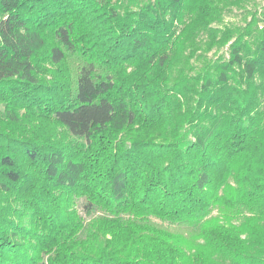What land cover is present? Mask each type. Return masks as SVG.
Returning a JSON list of instances; mask_svg holds the SVG:
<instances>
[{
    "label": "trees",
    "instance_id": "trees-1",
    "mask_svg": "<svg viewBox=\"0 0 264 264\" xmlns=\"http://www.w3.org/2000/svg\"><path fill=\"white\" fill-rule=\"evenodd\" d=\"M127 3L0 0V264H264V10Z\"/></svg>",
    "mask_w": 264,
    "mask_h": 264
},
{
    "label": "rangeland",
    "instance_id": "rangeland-1",
    "mask_svg": "<svg viewBox=\"0 0 264 264\" xmlns=\"http://www.w3.org/2000/svg\"><path fill=\"white\" fill-rule=\"evenodd\" d=\"M149 1L151 0H124L125 3L128 2L127 9H130V10H138L146 2H149ZM213 1L216 3V5L223 7L222 22L219 25H214L215 27H218L222 31L229 29V28L231 29L233 28L234 30H236L235 28L244 26L245 23L250 22L252 20L253 14H257V13L260 14L264 10V0H243L238 4L235 2V0H213ZM197 42L204 45V39L202 38L197 39ZM228 45L229 43L226 45H220L221 47H217L220 50L218 52L216 51L217 48H214L212 52L208 54L207 56L212 57V58H217L218 56H223L225 58H228V48H227ZM215 51L217 53H215ZM43 54L44 53H42L40 57H42ZM200 54H203L202 50L198 51V55ZM191 63L196 68L201 66V61L199 58L192 59ZM44 64L48 68H52V66L49 65L48 63L45 62ZM201 71L202 69L198 71V74ZM192 74H195V72H193ZM152 130H153L152 128H148L145 131L151 132ZM78 211L81 214V216L86 218V221L90 219V216L86 215L84 212L82 201L78 202ZM18 212L20 211L18 210ZM96 215H98V213L93 214V216H96ZM23 218L24 217L14 216L13 219L19 220ZM24 220L25 222L30 223V219L28 216H26Z\"/></svg>",
    "mask_w": 264,
    "mask_h": 264
}]
</instances>
